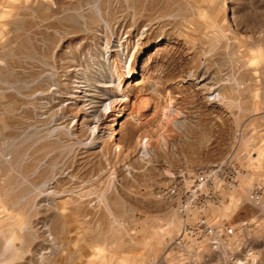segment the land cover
<instances>
[{
  "label": "rangeland",
  "instance_id": "1",
  "mask_svg": "<svg viewBox=\"0 0 264 264\" xmlns=\"http://www.w3.org/2000/svg\"><path fill=\"white\" fill-rule=\"evenodd\" d=\"M226 159L264 264V0H0V264H162L164 190Z\"/></svg>",
  "mask_w": 264,
  "mask_h": 264
},
{
  "label": "built area",
  "instance_id": "2",
  "mask_svg": "<svg viewBox=\"0 0 264 264\" xmlns=\"http://www.w3.org/2000/svg\"><path fill=\"white\" fill-rule=\"evenodd\" d=\"M239 175L232 160L226 159L197 172L189 182L164 190L162 196L177 204L181 228L166 248L162 264H257L251 248L231 252L222 227L210 217L212 209L222 205L225 192L238 187ZM249 201L264 213V184L252 187Z\"/></svg>",
  "mask_w": 264,
  "mask_h": 264
},
{
  "label": "bare ground",
  "instance_id": "3",
  "mask_svg": "<svg viewBox=\"0 0 264 264\" xmlns=\"http://www.w3.org/2000/svg\"><path fill=\"white\" fill-rule=\"evenodd\" d=\"M239 264H243L242 262H240Z\"/></svg>",
  "mask_w": 264,
  "mask_h": 264
},
{
  "label": "crops",
  "instance_id": "4",
  "mask_svg": "<svg viewBox=\"0 0 264 264\" xmlns=\"http://www.w3.org/2000/svg\"><path fill=\"white\" fill-rule=\"evenodd\" d=\"M210 166V165H209ZM240 185V184H239ZM226 193V192H225ZM228 193V192H227ZM229 193H230V191H229Z\"/></svg>",
  "mask_w": 264,
  "mask_h": 264
}]
</instances>
